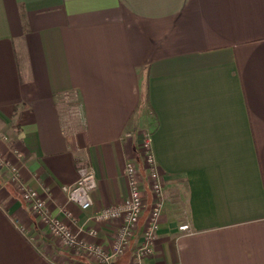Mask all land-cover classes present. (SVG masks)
I'll list each match as a JSON object with an SVG mask.
<instances>
[{
    "label": "crops",
    "instance_id": "obj_1",
    "mask_svg": "<svg viewBox=\"0 0 264 264\" xmlns=\"http://www.w3.org/2000/svg\"><path fill=\"white\" fill-rule=\"evenodd\" d=\"M146 138L164 204L142 264H264V0H0V264H97L18 185L108 251L117 224L95 215L128 200V165L147 208L112 264H134L152 204ZM87 168L84 211L62 187Z\"/></svg>",
    "mask_w": 264,
    "mask_h": 264
},
{
    "label": "built area",
    "instance_id": "obj_2",
    "mask_svg": "<svg viewBox=\"0 0 264 264\" xmlns=\"http://www.w3.org/2000/svg\"><path fill=\"white\" fill-rule=\"evenodd\" d=\"M66 105L65 122L68 128L76 127L80 123V114L74 105L73 95L63 93L59 95ZM75 129V128H74ZM143 161L147 171L149 190L152 196V204L148 214L146 224L143 227L139 246L135 251L134 264H142L152 252V245L155 232L159 225V219L163 210V187L159 170L156 165L154 155L151 151L150 139L146 138L143 143ZM130 194L128 200L118 206L103 208L95 215L98 223H115L117 227L112 238L111 249L106 251L96 241L95 231L89 232L91 241L87 242L79 238L78 233L65 223L53 217L45 203L33 190L18 185L19 193L24 202L30 205V209L39 218L41 224L45 226L53 237L58 239L67 250L82 252L87 258L93 259L97 264H112V261L123 255L135 231L141 215L147 208V201L144 198L140 187V176L134 166L126 167ZM12 183H17V177L12 175ZM96 187V177L91 169L80 170V175L75 184L62 187V191L69 203L77 206L80 210H89L92 207L91 192ZM180 231H187V226L179 228Z\"/></svg>",
    "mask_w": 264,
    "mask_h": 264
}]
</instances>
